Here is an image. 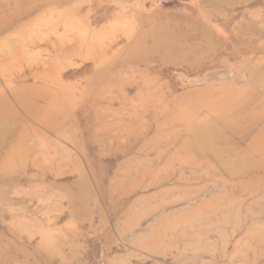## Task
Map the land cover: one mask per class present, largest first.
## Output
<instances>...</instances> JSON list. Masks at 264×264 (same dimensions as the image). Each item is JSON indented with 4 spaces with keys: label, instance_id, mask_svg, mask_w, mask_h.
Here are the masks:
<instances>
[{
    "label": "rangeland",
    "instance_id": "374dc122",
    "mask_svg": "<svg viewBox=\"0 0 264 264\" xmlns=\"http://www.w3.org/2000/svg\"><path fill=\"white\" fill-rule=\"evenodd\" d=\"M0 264H264V0H0Z\"/></svg>",
    "mask_w": 264,
    "mask_h": 264
},
{
    "label": "bare ground",
    "instance_id": "6f19581e",
    "mask_svg": "<svg viewBox=\"0 0 264 264\" xmlns=\"http://www.w3.org/2000/svg\"><path fill=\"white\" fill-rule=\"evenodd\" d=\"M210 135H211V131L208 130L206 127L197 132V139H198L197 140V144H198V146L204 147V148H200V150L202 152H206V153L212 154L215 157V163L224 164V166H226L228 168L229 173L232 174V177H235V178L236 177H238V178L247 177V174H249V171H250L249 169H251V168H250V166H246L248 164H246L247 162H246V160H244V157L242 156V154H239V155L236 156V158H238L237 160L234 157H233V159L232 158H229V159L227 158L225 160L223 158L224 157V151L226 149H229V148H213L212 138H211ZM191 152H192V150H191ZM245 196H247V195H245ZM207 205H205V206H207Z\"/></svg>",
    "mask_w": 264,
    "mask_h": 264
}]
</instances>
